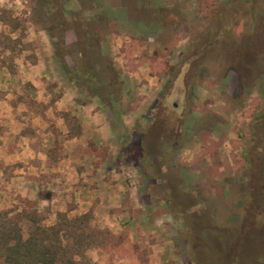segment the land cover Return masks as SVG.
I'll use <instances>...</instances> for the list:
<instances>
[{"label": "rangeland", "instance_id": "rangeland-1", "mask_svg": "<svg viewBox=\"0 0 264 264\" xmlns=\"http://www.w3.org/2000/svg\"><path fill=\"white\" fill-rule=\"evenodd\" d=\"M96 1L95 10L103 7L110 19L95 45L107 65H116L106 75L111 94L104 102L67 77L48 26L32 22L30 0H0V14L11 15L10 24L0 21V100L8 94L19 106L21 97L31 103L28 94L37 88L47 99L36 108L59 110L48 121L64 130L54 128L64 157L58 175L39 174L28 194L0 164V211L24 228L29 221L18 214L32 212L49 225L58 211L86 213L103 239L94 237L74 257L79 264H264V79L256 76L264 71V26L257 22L250 31L245 17L233 19L228 0H182L183 9L165 17L172 29L162 33L158 21L129 20L110 0ZM63 8L66 14L80 6L67 0ZM221 8L222 21H212ZM20 78H31L34 87ZM65 133L66 140L86 139L84 154L78 145L74 156H63ZM137 139L150 156H160L162 143L179 145L166 144L163 151L172 155L155 167L136 166L120 150ZM167 198L185 207L189 233L179 213L166 212ZM246 210V230L226 244Z\"/></svg>", "mask_w": 264, "mask_h": 264}, {"label": "trees", "instance_id": "trees-1", "mask_svg": "<svg viewBox=\"0 0 264 264\" xmlns=\"http://www.w3.org/2000/svg\"><path fill=\"white\" fill-rule=\"evenodd\" d=\"M66 1L67 0H30L33 14L32 22L39 20L48 26L46 31L51 45L57 50L55 53H58V63L67 74V77L74 81L77 88L80 89L79 91L86 96L96 97L100 102H104L111 94V91H109L111 81L106 75L107 72L116 65L112 64L113 66L110 65L112 68H109L110 66L107 65L103 56L98 51L95 42L99 40V35L103 36L104 34H108L107 28L110 18L103 7L100 6V9L95 10L94 6H97L96 0H76L80 8L69 10L66 14H63V6ZM181 1L182 0H110V3L114 5V8H120V11L123 12L124 16L129 20L140 17L146 21H148L149 18L152 19V21H158L162 27L161 32L167 33L172 29L173 21H168L165 17H167L169 13H173V16L179 13L183 9ZM226 4V8H231L233 19L239 16L245 17L246 22L248 21L250 31L257 26L255 25L257 22L260 23L259 26H264V20L262 19V16H264L263 0H228ZM89 6L92 7L89 9ZM224 11L225 8H221L218 13L213 14L212 21L218 20L221 22L222 18L225 16ZM5 12L4 15L0 14V21L8 25L11 22V15L8 11L5 10ZM43 29H45L44 25ZM222 29H225L223 24L221 25L220 31H222ZM17 42V39L13 40V43L16 44ZM245 43L247 44L248 42L245 41L242 46H246ZM262 51H264V48H262ZM256 76L264 79V71H260ZM251 79H253L252 76L248 77L247 80L250 81ZM240 85L242 86V82ZM248 85L249 84L245 85V87H248ZM32 94L33 92L28 94L30 97L29 100H33ZM19 100L24 104L27 110H32L42 115V106L40 109L36 108L39 102L33 100L34 102L29 103L30 101L23 100L22 97L19 98ZM78 122L77 120L75 126L81 129L82 126H80ZM50 127L53 133L49 137L45 148L41 150L47 153L46 155L49 156V159L55 160L58 157H62V139L60 133L54 132V128H52L51 124ZM145 131L147 133V130L142 131L140 128H135L133 130V132H137V134L145 133ZM26 132L31 134L33 129L26 127L21 130V134ZM166 144L162 143L161 146H159L162 148V150H159L160 156H150L146 152L144 153L142 148L143 142H140L139 139L136 140V144H132V141H130L127 146H124L123 149L120 150V153H124V156L129 157L128 159L131 163L136 166L141 165L140 162L145 161L147 164H152L153 167H155L156 164H160V159L165 161L168 159L169 155H172V153L169 154L163 151L165 145L166 148H171L172 146V149L179 145L177 141H170ZM147 147L148 146H146V148ZM125 151L127 153H125ZM120 153L118 152V155L115 156V159L118 161L121 160ZM136 156H138V158ZM139 158L141 161L138 160ZM154 158L156 160H154ZM159 183L165 186H163L164 193L168 185L163 176L159 178ZM169 199H166L169 201L165 206L166 212L171 215L179 213L182 219H184L185 226L188 214H186V210H184L185 207L181 208L178 205H173L170 203L172 201ZM185 202L184 200L183 203ZM243 204L246 203L243 202ZM191 211L196 210H187V212ZM247 211L248 210L244 212V217L242 215L239 218L240 223L235 226L236 230L231 236L233 240H224L226 244L232 243L235 237L237 238L239 230H246L243 227L247 223ZM8 212L9 211H0V264H79V261L76 262L74 257L83 253L82 249L94 241V237L98 236L100 239H103V233L89 227L86 213L71 216L64 211H58L55 213V221L49 225L39 224V219L32 212H30L31 214L25 213L22 217L18 214V219L24 217L25 220L29 221L27 222L29 226H25L24 228V224L12 222L10 217L7 216ZM191 229L193 228L185 226L187 233H189ZM190 235L192 234L188 236ZM223 236L224 235H221V237ZM87 238L92 240H87ZM191 255L192 253L190 256Z\"/></svg>", "mask_w": 264, "mask_h": 264}, {"label": "crops", "instance_id": "crops-1", "mask_svg": "<svg viewBox=\"0 0 264 264\" xmlns=\"http://www.w3.org/2000/svg\"><path fill=\"white\" fill-rule=\"evenodd\" d=\"M2 68L6 71V68L4 66ZM30 79L31 78L23 80L22 78H20L19 81H30V83L34 87L35 84L33 85V82ZM11 91L17 92L15 89H11ZM45 97L42 96V92H39L37 88L33 91V100L37 102H43L47 99ZM90 99L99 101L96 97H90ZM16 100V98H10L8 94L5 95V98L0 100V104L4 105L3 107H0V132H2L1 134L3 135L2 137H0V139L2 140H0V149L3 150L0 151V164L4 163V165H9V169H12V174L8 181L14 179L19 181L21 185L23 184V190L28 194V190H30L28 186H33V184L37 182V177L39 176V174H50L49 178H53V176L58 175L59 163L57 162L63 160L64 157H61L62 159L58 157L55 160L49 159V156L46 155L47 153L43 152L41 149L45 148L49 137L53 133L51 131L50 124H53L52 128L56 127L59 131L62 130L63 132L64 130L60 126V121H48L49 117L56 119V117L54 116L59 113V110H43L42 115H39L32 110H27L24 104H20L21 106H19V103H17ZM53 103L56 105L55 109H61L59 108L61 107L60 104H58L59 102L55 100V102ZM4 107H7V109ZM44 116L47 117V121L45 122L48 123L46 124H43ZM26 127H30L31 129H33V132L31 134L27 132L21 134V130ZM96 130L94 132H96ZM66 138L67 135L65 133L63 141V156H65V158L69 157V155L74 156V148H76L78 145H80L82 153L84 154V145L86 144L85 138L84 140H80V136L78 138L73 137L67 140ZM77 157L80 158L81 155L80 157ZM70 159H72V157H70ZM70 159L68 161L72 163V160ZM80 159L83 158L81 157ZM21 162L24 165L20 166L19 163ZM3 178L4 176H2V178L0 177V181ZM113 194H115V192ZM48 195V193H45L44 198L46 199Z\"/></svg>", "mask_w": 264, "mask_h": 264}]
</instances>
